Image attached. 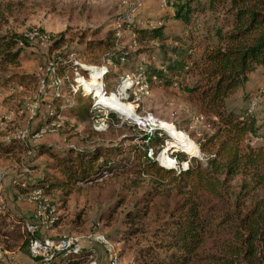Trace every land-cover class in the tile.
Returning a JSON list of instances; mask_svg holds the SVG:
<instances>
[{
    "label": "rangeland",
    "instance_id": "374dc122",
    "mask_svg": "<svg viewBox=\"0 0 264 264\" xmlns=\"http://www.w3.org/2000/svg\"><path fill=\"white\" fill-rule=\"evenodd\" d=\"M176 1L143 0V9L133 13L130 5L134 0H0L10 5L9 24L1 33L12 31L31 36L33 40L42 36L46 41L63 34L67 40L59 52L49 55L46 42L41 41L25 50L19 66L0 67V145L21 146L9 154L0 152V264H47L57 256L54 252L58 244L65 243L79 248L82 256L77 260L63 257L58 260L60 263L143 264L142 253L152 239L151 234L168 214L164 207L167 201H164L137 226L128 221V214L150 186L148 181L142 182L128 172L129 164L134 162L133 156H129L130 150L149 142L145 138L150 128L142 124L149 119L158 126L167 123L198 149L197 153L190 154L175 143L167 130L156 132L161 141L156 147H149L147 156L159 166L175 171L187 170L193 158L204 159L199 144L206 134L213 132L214 125L180 89L181 84L193 87L195 76H187L182 83L179 80L172 88L152 84L143 77L145 65L159 68L164 55L157 42L138 43L136 32L163 27L164 34L170 38H190L188 45H201L193 51L197 57L202 53L210 28L231 23L226 8L219 7L195 15L192 28L184 30L183 24L174 18ZM111 30H116L122 39L120 49L134 58L131 64L118 65L111 61L110 54L101 57L100 65L87 61L98 55L86 51L87 46L80 41L82 35L91 39L100 32L94 37L98 40ZM166 44L176 47L173 40ZM59 54L66 56L70 63L62 75L56 63ZM99 69L106 73L96 80L93 75L96 71L100 73ZM107 73L109 78L105 81ZM249 79L244 88L231 95L227 106L236 114L244 115L256 99L257 106L251 115L262 129L256 138H249V143L258 147L264 145V68L250 74ZM95 81L100 87L107 86V95H115L113 99L118 98L130 107L140 122L101 104L100 108L93 109L94 114L87 122L63 114L45 124V116L51 114L50 107L56 99L63 100L64 109L74 105L79 94L86 102L95 104L94 95L84 87L85 83ZM41 147L60 153L71 149L111 151L107 160L108 168L113 171H104L93 181L80 184L68 197L60 191L52 196L41 189L24 192L25 185L37 182L43 177L44 166L53 163L38 153ZM181 153L189 160L179 162ZM163 155L172 161V168L161 163ZM136 182L142 187L135 188ZM46 217L48 223L43 222ZM3 218L7 219L2 221ZM34 225H40L36 232ZM35 238L43 247L49 244L53 248L48 245L42 256H35ZM50 256L52 260L46 262L44 257Z\"/></svg>",
    "mask_w": 264,
    "mask_h": 264
},
{
    "label": "trees",
    "instance_id": "16d2710c",
    "mask_svg": "<svg viewBox=\"0 0 264 264\" xmlns=\"http://www.w3.org/2000/svg\"><path fill=\"white\" fill-rule=\"evenodd\" d=\"M174 7V18L183 24L184 30L192 28L195 15L219 7L226 8L231 23L211 27L204 38L202 53L197 57L193 51L201 45H188L190 38H170L164 34L163 27L136 32L138 43L157 42L164 55L159 68L145 65L143 77L152 84L172 88L179 80L182 83L187 76H195L193 87L181 84L180 89L214 125L213 132L206 134L199 144L204 159H191L184 171L165 169L147 156L149 147L154 148L161 141L159 134L130 150L129 156H133L134 162L129 164L128 172L142 182L148 181L150 186L128 214L129 224L137 226L149 217L152 209L167 201L164 207L168 217L152 232V239L142 253L143 264H264V145L253 147L249 143V138H256L262 128L253 115L236 114L227 106L231 95L248 84L249 75L264 68V0H177ZM9 11L10 5L0 2L2 68L19 66L25 50L41 43L40 38L33 40L12 31L1 33L9 24ZM99 34L91 39L85 34L81 37L86 51L98 55L87 58L88 62L100 65L101 57L108 54L118 65L134 61L131 54L120 49L122 39L116 30L95 39ZM169 40L176 47L168 46ZM66 42L63 34L50 37L46 43L47 55L59 52ZM61 55L56 57V63L62 75L70 63ZM108 78L107 73L105 81ZM19 81L24 82L22 77ZM62 101L56 99L50 107L52 112L45 116V124L63 114L87 122L94 114L93 102H86L82 94L66 109ZM20 149L14 143L0 145V152L4 154ZM38 153L53 163L44 166L43 177L29 182V188L41 189L47 196L60 191L68 197L80 184L93 181L104 171H113L108 168L107 160L111 151L71 149L60 153L41 147ZM178 157L179 162L189 160L183 153ZM136 185L135 188L142 187L138 182ZM58 260H63L62 254L47 264H64Z\"/></svg>",
    "mask_w": 264,
    "mask_h": 264
},
{
    "label": "bare ground",
    "instance_id": "6f19581e",
    "mask_svg": "<svg viewBox=\"0 0 264 264\" xmlns=\"http://www.w3.org/2000/svg\"><path fill=\"white\" fill-rule=\"evenodd\" d=\"M139 1L141 2V6H142L143 0H139ZM131 4H137V0H134V2ZM130 11L134 13L133 6H131ZM99 71L100 73L96 71V73L93 75L96 80L98 79L99 76L102 77L103 75V72L101 70ZM98 84L99 83L97 81L93 83H85L84 87L86 90L88 91L90 90V92L87 93L93 94L94 97L99 100V103H101L106 108L115 111L116 113L122 115L123 117H126L129 120L140 122L139 118L130 107L122 103L121 100L118 98H117L118 100L113 99L115 98V95L111 97L105 95ZM161 128L167 130L170 136L175 140V143H177L186 152L190 154H195L198 152V149L194 147V145L189 141V139L184 134L178 132L176 128H173L171 125L164 122L161 123ZM161 163L167 167L172 166V161L169 158H167L166 155H163V157H161Z\"/></svg>",
    "mask_w": 264,
    "mask_h": 264
},
{
    "label": "built area",
    "instance_id": "2783aa9c",
    "mask_svg": "<svg viewBox=\"0 0 264 264\" xmlns=\"http://www.w3.org/2000/svg\"><path fill=\"white\" fill-rule=\"evenodd\" d=\"M130 6L134 7V13H137L141 9H143V7L141 6V2L139 0H137V4H131ZM30 38H31V36H30ZM39 38H40V40L42 42H46V43L49 42L48 40L46 41V38H44L42 36H39ZM99 70H101L103 72V75L106 73L105 70H103V69H99ZM101 90L103 91V93L105 95H107L106 87H104V84L101 87ZM94 100H95V104H93V109L100 108V106H102V105H101V103H99V100L96 99L95 97H94ZM256 106H257V102H256V99H254L249 105L247 114H252V112L256 109ZM146 122L147 123L145 125L142 124L143 125L142 127H145V128L149 127L150 128V130H149L150 132L147 134V137H148L147 141H149V139H151L154 136L153 132L156 134V132H159L162 128H161V126H158L157 124L152 122V119H149ZM25 189H28L29 191H35V190H31V188H29V185L28 186L25 185ZM35 194L38 195L40 193H35ZM40 203H42V202L40 201ZM47 219H48V217L43 218V222L48 223ZM46 223H43V224H46ZM34 226H35L34 229H35V232H36L39 229L40 225L39 226L38 225H34ZM33 237H35V236L33 235ZM34 241H35V245H34V249H33L34 255L35 256H42V253H44V251L47 249L49 244H46V246L43 247V245L41 244V241L39 242V240L37 238H35ZM49 247L53 248L52 245H49ZM71 247H72V245L66 244V243L65 244H58V246L56 247L54 253H58L57 255L62 254L63 257H65V258H71V259L77 260L78 257L82 256V252H81V250L79 248H71ZM92 253H94V252H92ZM93 257H94V254H93V256H90V258H93ZM52 258H53V256H50L48 258L44 257V260L46 262H48L49 260H52Z\"/></svg>",
    "mask_w": 264,
    "mask_h": 264
}]
</instances>
